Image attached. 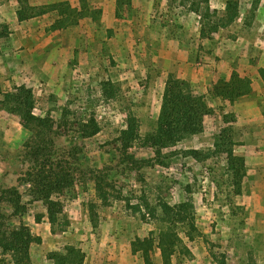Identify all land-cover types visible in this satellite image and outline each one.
Wrapping results in <instances>:
<instances>
[{"label":"rangeland","instance_id":"obj_1","mask_svg":"<svg viewBox=\"0 0 264 264\" xmlns=\"http://www.w3.org/2000/svg\"><path fill=\"white\" fill-rule=\"evenodd\" d=\"M27 3L19 1L21 16L34 14ZM62 4L52 9L57 16L48 31L61 32L43 50L45 69L0 70V93L28 87L36 98L34 113L49 120L41 129H26L0 108V224L15 229L24 223L40 238L31 245L32 264H57L60 256L70 264H264V167L249 158L246 175L237 180L226 155L216 152L217 137L223 130L231 134L235 120L226 91L250 88L251 95L249 77L256 69L264 80V0H240L239 18L217 32L210 30L216 17L203 18L200 0H113V22L106 20L105 0ZM209 5L225 13L226 0ZM15 6L0 0V22L8 27L4 13L13 14ZM175 41L197 53L198 81L188 82L213 112L202 134L164 149L159 158L151 148L135 146L130 154L140 163H128L119 139L129 115L139 120L143 137L154 132L169 76L182 79L167 66ZM0 44L5 48L7 40ZM237 49L243 52L240 73L227 80L231 70L215 69L207 91L213 75L201 71L202 51L236 65L240 58L228 54ZM92 117L101 131L83 138L81 125ZM188 150L199 151L201 159L185 155ZM98 179L110 195L107 205L96 191ZM48 181L62 187L52 195L66 214L56 226L39 199ZM14 190L25 208L22 217L13 215ZM188 199L195 205L194 240L186 223L178 224L183 243L165 259L159 241L168 225L160 210L157 219L149 212L160 202L173 206ZM133 206H141V213ZM3 260L10 257L0 249Z\"/></svg>","mask_w":264,"mask_h":264},{"label":"trees","instance_id":"obj_2","mask_svg":"<svg viewBox=\"0 0 264 264\" xmlns=\"http://www.w3.org/2000/svg\"><path fill=\"white\" fill-rule=\"evenodd\" d=\"M21 2V0H19ZM206 5L203 18L216 17L214 24H210V30L217 32L220 28H227L232 25L240 16L239 2L240 0H226V9L224 14H220L218 10H212L209 5L210 0H200ZM198 13L199 9L194 8ZM42 13V12H41ZM64 15L59 14L61 17ZM22 18V16H20ZM28 17V16H27ZM24 18V17H23ZM9 27L0 22V39L9 35ZM201 36L206 38V30L203 27ZM231 84H227L229 89ZM233 87V86H232ZM226 91L224 96L226 100L234 102L242 96H246L250 92V88H232ZM231 97H230V96ZM0 108L8 113L17 116L21 125L26 129H41L46 126L48 119L38 117L34 110L36 109V98L31 89L26 86L16 87L13 92L1 94ZM227 96V97H226ZM212 108L208 105L204 97L198 95L187 80H182L174 75L169 76L166 89L163 96L161 112L157 121V128L154 132L142 136L140 133L139 120L134 115H129L127 119V128L121 132L119 141L121 142L120 151L124 159L128 163H140L135 155L130 154V150L139 147H148L153 150L157 158L162 156L163 150L175 147L187 138L200 135L204 132L205 117L212 114ZM81 134L83 138H92L97 136L101 129L97 120L92 117L86 123L81 125ZM229 130H223L217 137L216 152L225 154L227 157L228 170L234 174L237 180H241L247 172L245 159L238 156L234 152V143L232 133ZM231 132H233L231 128ZM221 143V144H220ZM187 156L201 159V153L197 150H188L184 152ZM58 182V181H57ZM57 182H46L45 190L41 192L39 199L43 201L49 222L52 226H56L61 219L66 218L65 209L61 202L52 198L53 192L61 191L62 187ZM96 191L102 203L107 205L110 203V195L104 188L102 180L96 182ZM11 205L14 209L13 215L22 217L25 214V208L21 202V196L17 190H14ZM130 207V205H129ZM141 206H133L136 213H141ZM94 206H91L93 210ZM158 210L162 215L161 220L168 225L167 228L160 233L159 247L162 250L165 259H168L172 253L178 249L182 242L180 235L176 232L178 224L186 223L189 227L188 236L190 240H194L193 233L197 231L195 222V205L191 199L177 204L170 205L168 202H160L158 207L150 210L149 215L155 219L158 216ZM146 219V216L143 215ZM40 242L39 237H35L31 229L24 223L18 228H4V224H0V249L3 255L9 256L10 261L3 260L2 264H32L30 255L31 245ZM58 257L57 264H70V259ZM221 264H226L224 261Z\"/></svg>","mask_w":264,"mask_h":264},{"label":"crops","instance_id":"obj_3","mask_svg":"<svg viewBox=\"0 0 264 264\" xmlns=\"http://www.w3.org/2000/svg\"><path fill=\"white\" fill-rule=\"evenodd\" d=\"M10 1L11 3H15L16 6L13 10V14L12 12L9 13L10 15L4 13L7 24L9 25L10 33L8 37L0 39L7 40L5 48L0 46V70L3 71L4 69H10L13 72L15 70L25 69L35 71L44 70L45 67L43 66L46 65V61L41 59L44 52L43 50L46 49L47 43L61 32L60 30L54 32L48 31L49 27L52 25L50 18H56L57 16L52 9L59 7V4L71 2L72 0H27L28 3L26 5V10L27 12L34 14L27 17L26 13V16L24 15L22 18L20 16L23 14L18 6L19 1L9 0V2ZM105 1L108 5L107 10H105L106 20L113 22V0ZM59 18L62 19L60 16ZM30 40L32 41L31 44ZM205 40L206 39H203L204 43ZM182 46L183 45H181L180 42L175 41L173 48L167 53L168 69L170 72L173 71V73H178V77L183 80L192 83L194 81L197 82V53H190L188 49L183 48ZM236 51V53L231 52L228 54L230 57H235L236 55L237 58H240L239 60L237 59V62H240L236 65H232L219 53L216 55L220 60L214 58L213 55H211L210 50H206V52L202 51V57L205 59V62L203 65H200L202 66L201 71L204 73L207 71L213 75L211 83L207 84L209 79L205 80L207 91L213 86V80L216 75L215 69L220 72L222 71V67L225 68L224 70L226 71L231 70L230 73L227 72V80L230 79L233 72L240 73L244 64L241 62L244 61L242 60L243 52L239 49ZM44 54L47 53L44 52ZM6 55L9 57H5L2 60L1 58ZM247 58L249 61V56ZM251 74L252 76H250V74H243L248 77L250 76L249 78L253 82V91L251 95L241 97L234 101L232 105L230 104L235 118L231 123L233 142L235 143L234 152L238 155L237 148H239L241 153L239 152L238 156L245 159L247 169L249 167V158L250 161H254H252L254 163L253 165L264 167V80L259 76L257 69L253 72L251 71Z\"/></svg>","mask_w":264,"mask_h":264}]
</instances>
